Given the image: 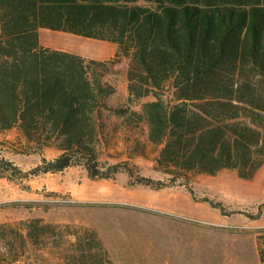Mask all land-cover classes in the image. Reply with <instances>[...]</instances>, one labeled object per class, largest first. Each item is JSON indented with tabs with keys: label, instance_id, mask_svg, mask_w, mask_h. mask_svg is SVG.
I'll use <instances>...</instances> for the list:
<instances>
[{
	"label": "trees",
	"instance_id": "1",
	"mask_svg": "<svg viewBox=\"0 0 264 264\" xmlns=\"http://www.w3.org/2000/svg\"><path fill=\"white\" fill-rule=\"evenodd\" d=\"M42 29L113 42L119 53L96 60L45 46ZM121 58L138 110L108 103ZM113 115L115 133L146 130L174 180L223 170L254 179L264 166V0H0V133L58 149L45 172L83 165L114 178L131 170L100 160ZM58 228L40 218L0 224V264H113L96 231L72 239ZM258 244L264 264V230Z\"/></svg>",
	"mask_w": 264,
	"mask_h": 264
},
{
	"label": "rangeland",
	"instance_id": "2",
	"mask_svg": "<svg viewBox=\"0 0 264 264\" xmlns=\"http://www.w3.org/2000/svg\"><path fill=\"white\" fill-rule=\"evenodd\" d=\"M40 36L45 46L89 59L112 61L119 53L116 43L72 33L42 29ZM128 67L121 58L113 68L109 79L118 90L108 103L138 110L129 104ZM119 127L122 121L111 116L100 160L105 169L122 163L131 173L95 179L83 165L45 172L39 168L58 157V149L37 152L17 130L0 133V224L40 218L72 239V233L94 230L113 264H262L264 166L252 180L234 170L174 180L158 168L159 148L143 127L115 133Z\"/></svg>",
	"mask_w": 264,
	"mask_h": 264
}]
</instances>
